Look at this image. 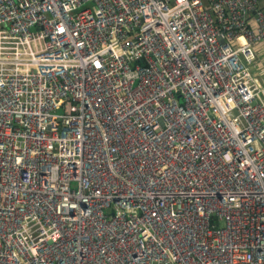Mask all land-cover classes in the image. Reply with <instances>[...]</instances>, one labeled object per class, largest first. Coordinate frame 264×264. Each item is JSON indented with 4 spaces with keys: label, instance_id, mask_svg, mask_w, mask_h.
<instances>
[{
    "label": "built area",
    "instance_id": "1",
    "mask_svg": "<svg viewBox=\"0 0 264 264\" xmlns=\"http://www.w3.org/2000/svg\"><path fill=\"white\" fill-rule=\"evenodd\" d=\"M262 2L0 0V264H264Z\"/></svg>",
    "mask_w": 264,
    "mask_h": 264
},
{
    "label": "rangeland",
    "instance_id": "2",
    "mask_svg": "<svg viewBox=\"0 0 264 264\" xmlns=\"http://www.w3.org/2000/svg\"><path fill=\"white\" fill-rule=\"evenodd\" d=\"M263 64H264V61L262 62ZM260 68V69H259ZM257 69H259V70H261L262 72H264V65H261V66H259L258 68H256V70Z\"/></svg>",
    "mask_w": 264,
    "mask_h": 264
},
{
    "label": "crops",
    "instance_id": "3",
    "mask_svg": "<svg viewBox=\"0 0 264 264\" xmlns=\"http://www.w3.org/2000/svg\"><path fill=\"white\" fill-rule=\"evenodd\" d=\"M261 5H262V6H263V8H264V2H262V4H261ZM261 65H264V64H263V63H261V62H259V63H258V66H261ZM258 66H257V67H258ZM259 69H260V68H259ZM263 73H264V72H263Z\"/></svg>",
    "mask_w": 264,
    "mask_h": 264
}]
</instances>
